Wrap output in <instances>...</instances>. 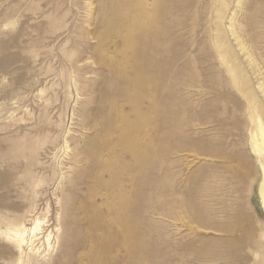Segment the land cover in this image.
<instances>
[{
	"label": "rangeland",
	"instance_id": "obj_1",
	"mask_svg": "<svg viewBox=\"0 0 264 264\" xmlns=\"http://www.w3.org/2000/svg\"><path fill=\"white\" fill-rule=\"evenodd\" d=\"M263 165L264 0H0V264H264Z\"/></svg>",
	"mask_w": 264,
	"mask_h": 264
},
{
	"label": "bare ground",
	"instance_id": "obj_2",
	"mask_svg": "<svg viewBox=\"0 0 264 264\" xmlns=\"http://www.w3.org/2000/svg\"><path fill=\"white\" fill-rule=\"evenodd\" d=\"M151 4V3H150ZM233 31V30H232ZM239 43V42H238ZM240 45V44H239ZM259 118V117H258ZM260 121V119H259ZM140 136V135H139ZM259 192H260V196L262 198L263 204H264V165H263V178L260 182V186H259ZM37 221V220H36ZM40 222L37 221L36 224L34 225V227L32 226L30 229H24L22 231L18 230L14 233V238L18 241L19 245L22 246L23 244L26 243V233L27 232H32L34 233L37 228L39 227ZM23 225V224H22ZM51 234V233H50ZM49 237V236H48ZM47 237V239H48ZM51 237V236H50ZM46 239V240H47ZM50 239V238H49ZM30 240V239H29ZM49 241V240H48ZM18 246V247H20ZM20 254V253H19Z\"/></svg>",
	"mask_w": 264,
	"mask_h": 264
}]
</instances>
